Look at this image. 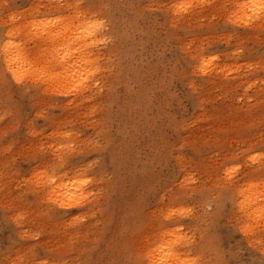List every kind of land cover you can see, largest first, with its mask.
I'll use <instances>...</instances> for the list:
<instances>
[{
	"label": "rangeland",
	"instance_id": "obj_1",
	"mask_svg": "<svg viewBox=\"0 0 264 264\" xmlns=\"http://www.w3.org/2000/svg\"><path fill=\"white\" fill-rule=\"evenodd\" d=\"M254 1L0 0V47L16 31L32 59L17 84L0 51V264H130L169 227L202 264H264L263 217L254 201L249 216L231 200L238 182L264 198V161L249 159L264 151V11ZM182 3L191 7L179 12ZM88 17L105 22L92 45L79 29ZM89 55L100 69L67 96L35 82L34 69L55 77V58ZM69 183L80 202L61 209L49 197ZM242 222L260 228L248 237Z\"/></svg>",
	"mask_w": 264,
	"mask_h": 264
},
{
	"label": "bare ground",
	"instance_id": "obj_2",
	"mask_svg": "<svg viewBox=\"0 0 264 264\" xmlns=\"http://www.w3.org/2000/svg\"><path fill=\"white\" fill-rule=\"evenodd\" d=\"M190 1H192V0H190ZM255 2V1H254ZM257 2H259V1H257ZM243 4V3H242ZM255 4H256V2H255ZM258 5H259V3H257ZM256 4V6H254V9L256 8V7H259L258 5ZM244 5H246L245 3H244ZM249 8V7H248ZM242 9V8H241ZM253 9V10H254ZM244 10V9H243ZM258 11V10H257ZM239 12H240V10H239ZM258 12H262V11H258ZM252 13V12H251ZM257 13V12H256ZM264 14V13H263ZM253 15H254V13H253ZM252 15V16H253ZM257 15H258V13H257ZM243 16V15H242ZM256 16V15H255ZM92 18H94V19H96L95 17H92ZM92 18L91 19H89V17L86 19V20H84L83 21V23L80 25V30L81 29H86L87 27H88V24H89V22L92 20ZM251 18V17H250ZM256 18V17H255ZM263 18V17H262ZM250 20V19H249ZM237 21V20H236ZM44 22H46V21H44ZM239 22V21H238ZM247 22H249V21H247ZM57 23L58 22H55V25H57ZM46 24V23H45ZM47 24H48V22H47ZM240 24V23H239ZM59 25V24H58ZM68 26H61V27H58V26H56V28L57 29H55V31H54V28L53 29H50V30H46V35L48 34V37H46V38H51V37H54V36H60V33H64V34H66V32L71 28L72 29V27H70V24H67ZM60 26V25H59ZM79 26V25H78ZM50 27H53V26H50ZM40 28H41V25H40ZM47 28V27H46ZM39 29V28H38ZM45 29V28H44ZM65 29H66V31H65ZM43 29L41 28V31H42ZM100 30L101 29H99V30H97L92 36H88L87 35V33L86 32H84V31H82L81 30V39H82V41H84L85 42V44H86V41H88V40H90L91 42H90V44L92 45V43H94L95 42V40H96V38H98L97 36L99 35V33H100ZM39 32L40 34H42V32ZM50 31V32H49ZM74 31V30H73ZM76 31V30H75ZM78 31V30H77ZM77 33V32H76ZM44 34V33H43ZM43 34L40 36V37H42L43 36ZM64 34H63V36H64ZM78 34V33H77ZM79 35V36H80ZM37 36H38V34H37ZM78 36V35H77ZM44 37H45V35H44ZM61 37V36H60ZM67 39H69L68 37H67ZM79 40V39H78ZM65 43V42H64ZM15 44H18V43H15ZM88 45H90L89 44V42L87 43ZM19 45V48L18 49H9V52L7 53V54H5V52H4V46H5V43H2V45H1V47H0V51H1V55L3 56L2 58H3V60H4V62L6 63V68L8 69V63H7V60H8V57L9 56H11L12 57V59H13V66L16 68V70H17V72L18 73H20L21 72V68H26L27 66H26V64L27 63H29V65H30V61H32V59H31V54L29 53V52H27V51H25V48H23L22 46H21V44H18ZM87 45V46H88ZM71 46V45H70ZM65 47V46H64ZM86 47V46H85ZM89 47V46H88ZM91 47V46H90ZM67 48V47H66ZM70 48V47H69ZM16 52H19V60L17 61L16 60V57H15V53ZM76 53V52H75ZM88 53V52H87ZM87 53L85 54V56L87 55ZM63 54V53H62ZM62 54H60L59 56H62ZM90 54V53H89ZM58 55V54H57ZM73 55V54H72ZM75 55H78V53H76ZM79 57H81V56H79ZM76 60V61H75ZM55 61H56V63L54 64V67H55V70H57V71H59V72H54L53 74H54V76L55 77H49V78H47L46 80L44 79L45 77H43L42 76V72H39V71H37L36 69H32L31 70V72L32 71H34V73H36V75H37V77H42V79H41V81L40 82H37V83H40V84H44V86H45V88H54L55 86H56V84H58L59 86H60V90L59 91H61V92H68V90H69V88H75L76 86H78L79 84L78 83H80L78 80H79V76H81V75H86V76H88L87 74H88V72H90L91 70H92V67L95 65V62H94V59H93V57L91 56V55H89L88 57H82V58H79V59H74L73 61L71 60L70 62L68 61H66V57L65 56H63V57H58V58H55ZM49 65H51L52 67H53V63H52V61H49L48 62V66H47V69H48V67L50 68V66ZM94 67H96V66H94ZM28 68V67H27ZM90 68H91V70H90ZM96 69H98V67H96ZM100 69V68H99ZM25 70V69H24ZM27 70V69H26ZM30 71V70H29ZM98 72V71H97ZM96 72V73H97ZM33 73V72H32ZM91 73V72H90ZM90 73H89V75H90ZM85 76V77H86ZM89 77V76H88ZM90 77H91V79H92V77H94V74H91L90 75ZM89 77V78H90ZM30 79H33V78H30ZM34 80V79H33ZM35 81V80H34ZM33 81V82H34ZM89 81V80H88ZM97 80H96V78H95V81L94 82H96ZM99 82V81H98ZM76 85V86H75ZM80 85H82L81 83H80ZM79 87V86H78ZM78 87H76V88H78ZM86 87V86H85ZM81 88V87H80ZM69 93H71V92H69ZM245 177V176H244ZM188 179V178H187ZM241 179H242V177H241ZM240 179V180H241ZM185 181H186V179H184ZM237 182H238V180H237ZM233 183V182H232ZM238 183H240L241 184V182H238ZM238 183H237V185H238ZM243 183V182H242ZM65 184H67V183H65ZM231 184V183H230ZM229 184V185H230ZM237 185H234V187L232 188V190L234 191V193H232V194H234V196L231 198V200H233V198H234V201H235V203L238 205V209H239V211H241V212H243L242 214L244 215L246 212H244L245 210H248L247 208H248V204L250 203V200L251 201H254L253 203L256 205H254V209H252V215H256L255 217H256V219H255V221L257 220V216L259 215V217L261 218V212H262V210H264V198L263 199H261V201L259 200L260 198H258L259 197V195L260 194H258V192H254V191H256V188H250L249 190H234V188L235 187H237ZM63 186H65L64 184H63ZM70 183H69V185H67V186H65V187H67V189L65 190V192L67 191V192H71L70 191ZM80 187V185H77V187ZM231 186V185H230ZM65 187H63V188H59L60 190L61 189H64ZM69 187V188H68ZM72 187V186H71ZM254 187H256L255 185H254ZM59 190V191H60ZM69 190V191H68ZM80 190V189H79ZM262 190V189H261ZM56 191V190H55ZM61 192H64V190H61ZM64 192V193H65ZM75 192V191H74ZM64 193H62V195L64 194ZM58 194L60 195V192H58ZM62 195H61V198H62ZM264 196V195H263ZM63 197H64V195H63ZM233 201V202H234ZM241 201H244V209H243V211L241 210ZM200 202H202V201H200ZM232 203V202H231ZM233 204V203H232ZM252 206V205H251ZM199 207V206H198ZM205 206H203V208H204ZM254 210V211H253ZM233 211V210H232ZM238 211V214L239 213H241V212H239ZM249 212V213H250ZM236 213H237V211H236ZM249 213H246V214H249ZM233 214H234V212H233ZM200 215V214H199ZM231 215V214H230ZM236 215V217L238 218V215L237 214H235ZM252 215H251V219H253L252 218ZM240 216H242V215H240ZM249 216H250V214H249ZM243 217V216H242ZM242 217H240V218H242ZM244 217H246L247 219H248V216L247 215H245ZM228 218V217H227ZM234 218V217H233ZM232 218V219H233ZM236 218V219H237ZM250 218V217H249ZM196 219V218H195ZM194 219V220H195ZM239 219V218H238ZM237 219V220H238ZM208 220H209V218H206V216H199L198 217V222H208ZM259 220H261V219H259ZM262 220L264 221V217L262 218ZM249 222V221H248ZM251 222V221H250ZM261 222V221H260ZM259 222V223H260ZM240 223V222H239ZM242 223H244V222H242ZM255 224H256V222H254ZM258 223V224H259ZM264 223V222H263ZM193 224V223H192ZM249 224V223H248ZM238 225V227L240 228V226L241 225H239V224H237ZM250 225H252V224H250ZM262 225V224H261ZM261 225H259V226H261ZM255 226V225H254ZM263 226V225H262ZM255 227H257V226H255ZM255 227H251L250 228V230L247 232V234H245L246 236H248V237H253V233H254V228ZM264 227V226H263ZM185 228V227H184ZM258 228H260V227H257L256 229L258 230ZM188 229V228H187ZM186 229V230H187ZM185 230V231H186ZM190 230V229H189ZM188 231V230H187ZM261 232V231H260ZM168 233V234H167ZM185 232L183 231V233L182 232H180V230H178L177 228H170L169 227V229H167V232H166V235H168L167 237H168V239H166L165 241H163V242H159L160 243V245L158 246V245H155V248L153 249V250H150L149 252H151L152 253V259H154V260H160V259H162V258H164L165 256H166V254H167V252L168 251H172L173 252V258L175 257V256H178V255H180L181 256V259H183L184 258V256L183 255H181V254H184V255H187L189 252H190V250L189 249H192L191 248V244L190 243H188V236H186L185 234H184ZM263 233V232H262ZM260 234V236H262V238H264V234ZM255 234H256V232H255ZM189 235V234H188ZM257 235V234H256ZM194 236H195V234H194ZM258 236H259V233H258ZM257 238V237H256ZM194 239V238H193ZM258 239H259V237H258ZM192 243V242H191ZM187 247H189V248H187ZM192 251V250H191ZM149 252H146L147 254L149 253Z\"/></svg>",
	"mask_w": 264,
	"mask_h": 264
},
{
	"label": "snow or ice",
	"instance_id": "obj_3",
	"mask_svg": "<svg viewBox=\"0 0 264 264\" xmlns=\"http://www.w3.org/2000/svg\"><path fill=\"white\" fill-rule=\"evenodd\" d=\"M77 7H83V5H77ZM179 12H186L191 5H185V4H179L175 6ZM259 7L262 11H264V0H261ZM95 15V13H93ZM43 23V21H41ZM48 23H55L54 21H48ZM104 21L103 20H98V19H93L89 22L88 27L86 29H81L82 31L86 32L88 36H92L97 30L102 29L104 27ZM33 27H36L35 24H33ZM17 35L16 31H8L7 33V39L5 41V46H4V52L7 54L9 52V49H18L19 45L14 43V37ZM16 60H19V52L15 53ZM216 57H212L211 60L209 61H204L201 64V71H204L206 66L211 63L212 60H215ZM8 63V72L11 73L12 78L15 80L17 84H20L24 81L25 79V73L21 72L18 73L16 68L13 66V59L11 56L8 57L7 60ZM99 69H93V74L98 71ZM42 77H36L35 82H40ZM86 79V78H85ZM83 83V80H82ZM78 90V88H69L68 92H62L61 95L67 96L69 92H73ZM249 159L252 162H256L258 159L260 161H264V151L258 152L256 155H250ZM232 164L234 166L228 167L226 166L224 169V174H223V181H224V186L225 189H227L228 182L231 181L232 177L238 172L239 170V162L237 160H233ZM261 173L264 174V168L261 169ZM79 175V173H78ZM49 183H52L50 180ZM73 185H76L77 183L80 186H85L91 183L89 179H79L78 181H72ZM65 187V186H61ZM53 192H55V188H53ZM64 198L61 199L60 195L57 194L56 199H52V197H49V200L51 203L58 205L59 208L61 209H66V208H73L79 204V200L76 198V193L73 192H67L64 193ZM82 197V194H81ZM244 209V201H241V210L243 211ZM185 211L191 212V209L188 210H180V214L183 215L185 214ZM174 214L169 213V217L167 218H172ZM262 217H264V210L261 212ZM77 220L80 219V217L76 218ZM17 222L21 220V217H16ZM252 226L247 223H242L240 228L238 229L240 232L247 234V232L250 230ZM184 256L183 259H181V256H175L173 258V252L168 251L166 256L160 260H154L152 259V253L149 252L146 254L144 257H141L135 261L130 262V264H202L199 256L195 251H192L188 253L187 255L181 254ZM11 264H28L22 257L16 260L11 261ZM41 264H48L47 261H42ZM53 264H59V261H53ZM232 264H240V261H234Z\"/></svg>",
	"mask_w": 264,
	"mask_h": 264
}]
</instances>
